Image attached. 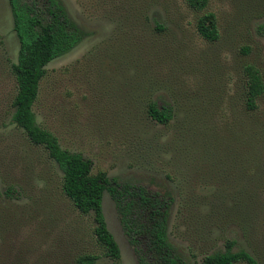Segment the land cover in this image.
Instances as JSON below:
<instances>
[{
	"label": "rangeland",
	"instance_id": "rangeland-1",
	"mask_svg": "<svg viewBox=\"0 0 264 264\" xmlns=\"http://www.w3.org/2000/svg\"><path fill=\"white\" fill-rule=\"evenodd\" d=\"M87 33L47 66L34 106L60 145L121 183L166 188L176 199L169 239L188 264L247 250L264 264V94L246 107L245 68L264 80V0H210L221 34L199 36L186 0H61ZM164 27L159 31L157 26ZM20 44L0 0V264H139L111 195L104 214L121 250L103 256L92 214L62 191L57 164L12 121ZM171 105L168 126L149 102Z\"/></svg>",
	"mask_w": 264,
	"mask_h": 264
},
{
	"label": "trees",
	"instance_id": "trees-1",
	"mask_svg": "<svg viewBox=\"0 0 264 264\" xmlns=\"http://www.w3.org/2000/svg\"><path fill=\"white\" fill-rule=\"evenodd\" d=\"M194 12L201 14L196 30L205 41L214 43L221 34L215 13L206 12L210 0H186ZM14 31L20 48L17 63L12 65L16 94L12 102L13 123L22 129L30 142L43 147L63 174L62 191L77 210L92 214L95 237L103 256L121 260V250L110 232L104 214V194L113 199L120 223L137 256L139 264H188L169 239V225L176 199L166 188L152 189L141 184L121 183L105 172L92 173V162L81 154L62 148L59 138L37 121L34 106L39 98L47 66L77 48L87 33L75 22L61 0H9ZM159 31L164 27L157 26ZM246 107L258 108L264 94L260 70L249 65ZM147 113L156 123L168 126L174 118L171 105L149 102ZM236 243L228 241L224 251L205 256L203 264H260L247 250L234 251ZM100 256L83 255L78 264H97Z\"/></svg>",
	"mask_w": 264,
	"mask_h": 264
}]
</instances>
